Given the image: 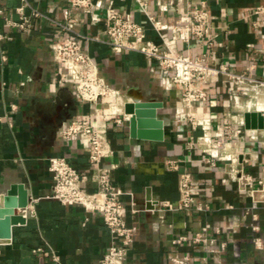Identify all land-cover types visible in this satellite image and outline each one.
<instances>
[{
  "label": "crops",
  "instance_id": "1",
  "mask_svg": "<svg viewBox=\"0 0 264 264\" xmlns=\"http://www.w3.org/2000/svg\"><path fill=\"white\" fill-rule=\"evenodd\" d=\"M111 1L122 13L133 12L148 27V36L161 43L146 17L139 13L136 0H103L105 5ZM29 2L57 19H62L66 6L63 0ZM208 2L214 16L212 24L218 29L216 41L223 44L211 55L231 59L239 68H246L256 61L255 73H261L264 53L259 49H264V14H257L255 10L258 5H264V0ZM20 4L21 0H0V8L4 11V15H0V33L5 35L0 38V116L4 118L0 122V198L5 201L9 195L18 199L22 184L28 192L29 204L26 221L12 226L10 240L0 236V264H99L110 244L111 233L100 213L86 212L82 207L64 205L55 199L40 198L52 190L50 157L65 156L76 168L92 169L88 153L80 142L66 145L56 136V124L63 117L78 115L108 136L114 155L107 157L105 162L117 165L113 182L133 193L125 196L129 209L127 219L137 224L139 237L126 264H166L173 238L167 233L170 225L176 231H198L206 222L238 226L251 197L239 191L230 174L239 175L241 169L257 173V168L251 167V162H242V156L239 163L220 162L216 168L201 163L200 152L176 137L175 130L181 127L179 122H174L179 97L176 91L161 86L157 72L150 71V61L139 52L116 54L108 44L90 41L86 47L101 75L122 92L124 100L129 99V92L135 89L145 97L163 101L159 115L166 120L165 139L132 138L129 128L117 125L109 117L107 101L106 112L97 114L95 106L80 100L75 84L62 78L63 65L54 64L50 60V51L42 44L63 34L46 18L37 19L33 31L28 34L7 23L9 19H17L15 8ZM106 13V9L99 12L101 16ZM103 28L102 23L86 24L80 30L98 34ZM202 50L201 41L192 47L194 53ZM227 101L229 94L223 83L218 82L211 89L208 103L202 105L204 114L223 117V105ZM13 104L17 106L15 110L11 107ZM261 107L264 103L260 102L258 108ZM201 133V130L193 132L194 136ZM170 161L182 162L181 170L191 171L203 183L201 197L209 202L210 209L207 212L170 211L167 219L160 223L157 234L153 224L159 220L160 212L133 214L131 200L134 198L136 207L141 210L148 198L179 200V172L172 168ZM234 167L238 172L231 171ZM87 188L94 190L91 183ZM38 197L40 199L34 201ZM227 204L234 208H227ZM259 213L264 232V204ZM234 235L238 239L239 256L235 255V248L229 241L224 253L227 264H264V251L256 249L249 241L250 231L246 227L239 225ZM180 251L190 255L193 264H213L212 259L204 261L205 252L196 244L186 243Z\"/></svg>",
  "mask_w": 264,
  "mask_h": 264
},
{
  "label": "built area",
  "instance_id": "2",
  "mask_svg": "<svg viewBox=\"0 0 264 264\" xmlns=\"http://www.w3.org/2000/svg\"><path fill=\"white\" fill-rule=\"evenodd\" d=\"M63 1L66 6L62 19L49 17L32 6L29 0H21L15 8L17 19H9L7 23L28 34L33 31L37 19L46 18L63 34L42 44L50 51V60L63 65L62 78L75 84L82 102L95 106L96 113L102 115L106 112L104 105L107 101L109 117L117 125L129 128V118L121 108L122 92L106 82L86 44L90 41L104 42L116 54L139 52L150 61V71L157 72L161 86L176 91L179 100L174 122H179L181 127L175 130V135L200 152L201 163L216 168L220 162L239 163L242 156V162H251V167L257 168V173L241 169L239 175L230 174L239 191L251 197L238 226L206 222L198 231H176L170 225L167 233L173 238L166 264H193L192 257L180 251L186 243L198 245L205 252L204 261L212 259L213 264H227L224 253L229 241L235 248V255L239 256L238 239L234 235L239 225L250 231L249 241L254 247L264 251L259 213L264 204V130L248 129L244 121L246 111H261L258 107L260 102L264 103V70L255 73L256 61L246 68H239L231 59L211 55L223 44L216 41L218 29L212 24L214 16L208 0H136L139 13L146 17L161 43L148 36V27L133 12L122 13L113 1L109 5H105L103 0ZM103 9L107 13L101 16L99 12ZM255 13L264 14V5H258ZM0 15H4L1 8ZM100 23L104 28L98 34L80 30L86 24ZM255 24L259 26V23ZM4 37L0 33V38ZM200 41L203 50L194 53L192 47ZM249 46L254 47L253 44ZM259 51L264 53V49ZM218 82L223 83L229 94V101L223 105V117L207 115L203 111V106L210 100L211 89ZM143 99L159 100L145 96ZM11 107L15 110L17 106L13 104ZM3 120L0 116V122ZM198 130L202 133L194 136L193 132ZM55 132L66 145L80 142L88 153L92 169L76 168L65 156L50 157L52 190L40 198L55 199L64 205L82 207L86 212L100 213L110 230L111 240L99 264H126L130 250L138 241L139 228L127 219L129 209L125 196L132 195V191L114 184L113 171L117 165L105 162L107 157L114 155L108 136L78 115L61 118ZM170 164L179 172V200L148 198L143 210L136 207L134 198L131 200L130 211L133 214L160 212L159 220L153 224L157 234L160 233V223L167 219L170 211L207 212L210 209L209 202L201 197L203 183L191 171L181 170L182 162L170 161ZM231 171L238 172L236 167ZM90 183L94 187L92 191L87 188ZM40 198H34V201ZM226 206L234 208L231 204ZM27 207L18 208L24 218Z\"/></svg>",
  "mask_w": 264,
  "mask_h": 264
},
{
  "label": "water",
  "instance_id": "3",
  "mask_svg": "<svg viewBox=\"0 0 264 264\" xmlns=\"http://www.w3.org/2000/svg\"><path fill=\"white\" fill-rule=\"evenodd\" d=\"M164 106L162 100H143L135 104L134 120L129 124L132 138L163 141L165 139V121L159 115V109ZM245 126L248 129L264 130V113L258 110L244 113ZM19 198H7L6 211L0 207V236L8 241L11 238L12 226L23 224L26 220L18 208H25L29 204V196L25 187L21 184ZM5 213V214H3Z\"/></svg>",
  "mask_w": 264,
  "mask_h": 264
},
{
  "label": "bare ground",
  "instance_id": "4",
  "mask_svg": "<svg viewBox=\"0 0 264 264\" xmlns=\"http://www.w3.org/2000/svg\"><path fill=\"white\" fill-rule=\"evenodd\" d=\"M143 97H144V95H143V93L141 91L133 89V90H131L129 92V99H127V100H121V104H122L121 106L122 107L121 106L120 107L123 109V111L128 116V118H129V124H130V121L132 119L134 120L135 104L137 102L143 101L144 100ZM260 109H262L264 111V107H261ZM6 204H7V200L4 201L2 199V197H1L0 198V207H1V210L2 211H4V210L6 211V209H5L6 208ZM3 214H5V213H3Z\"/></svg>",
  "mask_w": 264,
  "mask_h": 264
}]
</instances>
